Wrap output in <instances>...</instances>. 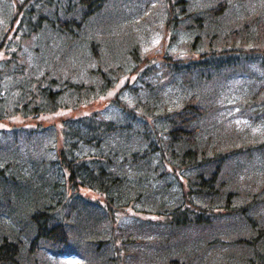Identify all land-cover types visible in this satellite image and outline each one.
<instances>
[{
    "label": "trees",
    "instance_id": "obj_1",
    "mask_svg": "<svg viewBox=\"0 0 264 264\" xmlns=\"http://www.w3.org/2000/svg\"><path fill=\"white\" fill-rule=\"evenodd\" d=\"M139 2L0 0V122L9 123L0 127V264H41L40 249L67 253L72 227L76 252L93 244L105 264L111 247L118 264L130 214L146 234L127 240L161 247L151 263L264 264V144L223 148L242 131L215 129L203 102L206 86L264 80V47H249L264 40V0ZM153 11L165 22L162 62L140 56L138 32L150 27L138 30ZM182 35L187 52L176 51ZM263 86L246 94L247 110H259ZM64 112L60 125L27 121ZM21 195L27 208L13 219L25 218L28 234L9 224ZM152 225L161 232H146ZM173 235L188 238L177 240L185 251L172 253ZM186 252L190 261L178 257Z\"/></svg>",
    "mask_w": 264,
    "mask_h": 264
},
{
    "label": "rangeland",
    "instance_id": "obj_2",
    "mask_svg": "<svg viewBox=\"0 0 264 264\" xmlns=\"http://www.w3.org/2000/svg\"><path fill=\"white\" fill-rule=\"evenodd\" d=\"M122 2H125L129 5V9H135L137 7V5L140 3L139 0H119ZM134 11V10H132ZM158 16V17H157ZM157 16L155 15V12L153 11L148 13L147 15V21H143L141 22V28H139L138 31L143 32V26L147 25L148 27H150V33L147 34H139L138 32V40L140 42V45L142 46L143 49V54H140V56H142V60L144 59H148L149 61L153 62H162L161 61V52L164 49L163 46V42H164V29H165V22H163V20L159 17L158 12H157ZM123 28H126V26L123 25ZM134 29V32L137 31V26L133 25L132 27ZM180 30L183 29V27L179 28ZM177 30V29H176ZM126 29H122V31H119L118 35L122 36L123 33H125ZM176 31H174L175 33ZM132 34V33H131ZM206 35V34H205ZM204 35V36H205ZM190 39V38H189ZM187 37H185L184 35L180 36L179 39H177L176 41V51H181V52H187L189 50L188 48V43L187 42ZM207 44V37L203 38V44L202 46H200V49H204L206 47ZM249 47H254V48H263L264 47V40L262 41H258V42H251L249 44ZM78 60L82 59L80 56L77 57ZM130 80H133V77H128ZM126 79V77L123 78L122 82H124V80ZM256 83V85L253 87V84ZM232 84V85H231ZM264 80L262 81H247V80H243V81H238V82H234L233 80L230 82V85H226L225 87H222V89L220 88H215V90H213L214 87L209 88L208 86H206L203 89V93L205 96V99L203 100L205 107L212 112L211 113V117L213 118L212 120V125L215 129H217L218 131L222 132L223 134L225 133V131L230 132L232 130H236L237 133L242 131V135L232 138V139H228L225 143L223 148H228V147H235V146H239L240 148H243L244 151L248 150V149H254L256 145V143H263L264 144ZM240 86V87H239ZM262 87V92L261 94V102L259 103L260 107L259 110L251 111V110H247V106L246 105H242L244 98L246 97V94L248 95V93L252 92L254 93V91L257 90V88ZM236 88L239 87L240 92H236ZM245 88V94H242V89ZM256 105V104H255ZM254 105V106H255ZM258 106V105H257ZM90 109H93L94 107H96L97 109H100V105H92V106H88ZM243 108V109H241ZM87 110L92 111V110ZM88 112H80V116H82V114L88 113ZM70 115L68 112H64L60 115V120L58 121H53L56 116L55 115H50V116H46V115H39L36 118H29L27 121H29L31 124H33L34 122H36L37 124L42 123L41 125H48L50 123H54V124H58L60 125V121L63 117ZM251 117H249V116ZM217 120V121H216ZM20 118H18L16 120V122H19ZM9 126L8 121H1L0 122V127H7ZM208 131L211 134H214V132L210 131L209 128V122L206 124ZM8 129V128H7ZM245 132H249L247 135H245ZM46 140L51 143L52 139L50 137H47ZM40 143V142H39ZM264 146V145H263ZM41 149L46 151V145H40ZM263 151H264V147H263ZM239 154H243V153H239ZM37 155V154H36ZM52 156V155H51ZM51 156L49 155H45L42 157H45L46 159H50ZM31 161L27 160L26 164L29 165ZM33 163V161H32ZM49 176V173H48ZM46 177L42 176L39 179H44ZM37 179V178H35ZM83 192L85 193L86 196H88L91 199L96 200L97 198H100L102 202H104L105 198H103V196L101 194H99L98 192H94L92 190H90L89 188H84V187H80ZM27 204L28 202H26V198L24 197V195L21 196H16L12 201H11V205L8 206V213L10 215H13L16 209H19L21 206L23 208H27ZM36 204L35 201L32 202V204L30 205L31 207L34 206ZM14 212V213H13ZM16 214V213H15ZM15 214L13 216H11V219L9 220V224H12V233L14 234H23L19 233V231L22 229V227H25L26 224V220L24 218V220L22 221L21 219H19L18 217L16 219H13V217L15 216ZM16 217V216H15ZM134 215H126L124 217L121 218L120 224H121V229L118 231V233H120L121 236V240L119 243V246L121 247V254L119 256V261L118 264H166L167 260H163L161 258V256H156L155 261H153L152 263L150 261H152L153 259H149L150 261L145 260L146 257L148 255H153L156 254L157 252L161 251V247L157 244H153V245H145V244H138L134 241L142 238V236H144L146 233H141V229L139 226V220L137 218H134ZM8 224V222H6ZM8 224V225H9ZM10 226V225H9ZM164 226V225H162ZM167 227V226H165ZM29 225L27 224L26 227L24 228V231L27 232V234L29 233ZM145 231L147 232L149 229H153L155 231L161 232L160 228L155 227V225H152V227L150 228H145ZM167 229L165 228L164 231H166ZM72 241L71 244L68 248L67 253H64L63 255H55L51 252H47L43 249H40L38 252L35 253L36 258L38 259V262L41 264H99L98 262H96L95 260H102L104 258L102 252L100 251H93L92 245H88V243L83 242L81 244H79L78 246V250L77 252L75 251V249L72 248V242L74 241V239H76V236L74 235L73 232V227H72ZM28 236V235H27ZM75 237V238H74ZM133 238V242H130L129 240H127V238ZM23 238L25 240L26 245H28V241H29V236L26 239V234L23 235ZM172 238L174 239V242L171 245V249H172V253L175 254L177 252H181V251H185V249L188 247L189 244H187V246L183 243H178L177 240L181 239L183 241H186L187 243L189 242L188 238L183 237L181 235H179V238H176L174 235L172 236ZM94 241V239H93ZM202 242H199V244ZM29 246V245H28ZM94 248H96V245L94 243ZM104 250H106L107 254L105 257V264H111L113 261L110 257H112V248H104ZM24 256L27 255V249L23 250L22 253ZM90 255L86 256V255ZM169 255V254H167ZM203 255H206V253H204ZM178 257H185L187 259L190 258L189 253H181L180 255H178ZM28 258V256H27ZM44 258H46L47 263L44 261ZM207 259V258H206ZM190 261V259H189ZM104 264V263H102ZM114 264V263H112Z\"/></svg>",
    "mask_w": 264,
    "mask_h": 264
}]
</instances>
